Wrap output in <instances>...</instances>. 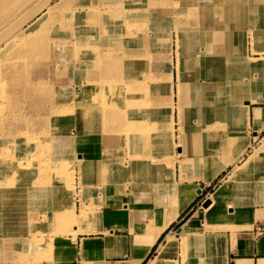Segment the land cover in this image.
Here are the masks:
<instances>
[{"label":"crops","instance_id":"obj_1","mask_svg":"<svg viewBox=\"0 0 264 264\" xmlns=\"http://www.w3.org/2000/svg\"><path fill=\"white\" fill-rule=\"evenodd\" d=\"M226 14L228 18L214 22L218 37L213 54L218 68L213 75L206 72L200 57L208 55L210 47L195 30H183L181 80L177 28L179 24L194 26V21L172 16L165 30L143 31L134 40L120 29L121 19L113 22V30L118 36L122 33L128 49L134 45L135 50L141 39L143 48L152 51V36L158 34L164 40L171 32L172 97L163 89L152 103L171 98L174 105L175 180L162 179L164 173L159 170L160 176L155 171L150 182L133 181L128 188L124 181L104 184L101 170L91 162L99 161L107 146L96 143L100 150L90 154L86 169L80 172L83 192L100 217L89 224L90 231L78 235L75 252L61 264H264V0H246L230 6ZM89 28L94 30L85 43L92 53L89 63L79 61L81 52L70 58L71 50L68 59L54 58L59 71L62 65L69 69V80L55 86L54 105L69 102L68 92L89 79L83 73L85 65L110 49L120 53V40L101 39L103 30L95 23ZM73 38L77 45L83 44L77 37L70 41ZM197 54L196 65L191 57ZM77 152L78 157L84 154L82 149ZM180 184L194 190L190 200L184 189L178 193ZM178 194L180 202L174 208ZM206 200L211 201L208 207Z\"/></svg>","mask_w":264,"mask_h":264},{"label":"rangeland","instance_id":"obj_2","mask_svg":"<svg viewBox=\"0 0 264 264\" xmlns=\"http://www.w3.org/2000/svg\"><path fill=\"white\" fill-rule=\"evenodd\" d=\"M25 1L26 0H4L3 2L0 1V3L2 4V8L6 7L5 3L12 2L11 7L8 8L9 13L7 14L8 16L6 17V19L10 18L14 20L11 22V25H9L8 27L10 28L15 27L16 30L21 26L24 29L28 28V26H38L49 7L58 11L56 12L55 18L53 20H56V23H60L62 27V29L60 30L58 29V31L55 33V39L53 40V43H50L52 48L50 52L48 51L49 52L48 53L46 51L45 53L41 54V57H35L36 59L34 60V63H32V65L30 66V68H33L34 66L37 65V63L41 62V65H43L42 69L31 70V72H29L27 75H25L26 72L23 73V71L22 72L16 71L14 74L15 77L20 76V74L21 75L24 74L26 77L28 76L29 79H31L32 81V85L34 86L31 87V85L29 86L27 85L25 87V85L17 86L13 84L14 78L13 77L10 78L9 76L6 77L4 75V72H2L4 71V69H2L3 66L0 64V84H2L0 85L1 87L0 115H2L1 117H3L6 120V122L10 123V121H13V123H17V125L21 124V120L24 117L23 120H25L26 123H28L29 126L28 128L30 130L31 128L33 129V127L35 128L34 130L37 129H39V131L42 130V126L45 124L46 120L47 119L52 120L50 116L53 115L52 116L53 120L57 121L59 119L54 114L69 113L68 112L69 107L72 104L78 102L76 96L78 95L88 96V93L90 91H88L87 89L88 81H86L78 84L75 88H72L71 91L68 92L69 94L68 97L70 98L72 96L69 102L54 105V99L56 94L55 86L56 84H59L65 80L66 82L69 80V76H68L69 69L67 66H63L61 64L62 66H60V68L63 69L59 71L58 66L56 67L55 65L56 59H54L53 56L54 54H56L55 56L57 58L61 57L64 59L65 58L68 59L71 55L70 54L71 52L68 51V49L70 48L69 46L77 45V43L74 42L75 41L74 38L72 39L73 41L71 42L69 41L70 40L69 38L81 36L80 42L86 43L87 40L92 36V33L94 31L93 29L89 28L90 24L94 22L95 25L98 24V26H100V28L103 30V32L101 33V39L111 40V38H114V42L120 40V53H117L116 50L110 49L104 54L98 67L96 66V64L94 65L92 64L89 67L85 66V68L83 69L84 71L83 73L90 74L95 72V75L92 77L93 80L90 81L89 84H91V82L93 83L100 82L103 85V88L111 87V88H115L114 90H116L118 86L120 87V75L117 74L119 73L123 74L129 71H135L136 69L142 71L145 70L147 67H150L148 71L155 70L159 75V77L162 79L159 91L154 88L155 90L153 93L156 94L155 95L156 97L155 98L152 97L150 105L152 108L162 109V112H164L163 109L165 108V105H167L168 102L171 103L170 98L169 101H167V103L161 102L158 105H153L152 102L154 101V99L155 102L158 101L157 98L159 97L157 96L161 90L164 89L165 91H167L165 87L166 86L165 70L168 69L169 66L173 67V61L171 58V53L173 50L172 38L170 40V43L168 41L170 47L167 44V40L171 37V32L170 31L167 32V36L164 40H161L158 34L153 35L151 41L152 43H155V46H153L152 51L149 50L146 51V49L143 48L141 39L138 41L137 45H135V50H134V45L129 46L130 49L133 47V49L130 50L123 44L124 36L122 35V33H120V36H118L115 33V30H113L112 28L113 22L115 20H118V18L121 19L120 29H122V31H125V33L128 34V36L134 40V36L143 31L147 32L150 30H155V31L165 30L168 21L169 20L172 21V16L175 18L177 17L179 18L180 16H182L180 18L181 19L183 18L184 21L186 20L194 21L195 22L194 26H190V23H188L182 28V25L179 24L177 28V32H178L177 44H178V40L181 41V43L177 45V50L179 52L177 57L178 58L177 71H178L179 80H181L182 64H183V59L180 54L182 47L181 38L183 36V30H185L186 33L189 32L191 33L193 30H195L193 31V33L196 32L201 37L202 43L208 45L209 47L214 46V41H216L217 39L216 37H218V31L214 30V25L211 26V24H214V22L212 21L205 22V19L208 17L209 11L202 12L201 15L199 12V16H197V18L193 16L187 17L186 12L193 11L194 7L186 6L185 9L182 10L184 8V5L182 4L187 3L191 0H183V3L181 2L174 3L172 2V0H118L117 3L114 4L109 3V0H104V1L103 0H28L26 2ZM48 3L50 4V6H48V8L46 9ZM86 3L89 4L86 5ZM31 4L34 7L26 8V6L28 5L30 6ZM200 4L203 5L202 0ZM200 4H198L197 6H199ZM83 8H85L89 13H96V17L95 18L92 17L93 19L87 22L89 26L87 23H83V21L81 20V11L83 10ZM224 9L227 10L226 7H224ZM26 12H28L29 16L31 13L32 16L30 17V19L22 22L19 26L20 19L24 16ZM226 12L227 11L224 12L222 10L220 12L221 15L217 16V18L214 21L218 22L221 21V19L228 18ZM53 20H51L46 26L42 27V30L47 31L53 29L55 26V23L52 22ZM200 21H204L207 24V26L208 25L211 26V27H206L207 29L205 31L207 37L206 36L203 37L202 35L204 30H202L201 28H203V26L202 27L200 26V28L198 26V24H200ZM69 26L73 30H76L78 32L77 33L78 35L72 34L71 33L72 29H70ZM7 34H8V30L4 31L3 33L2 32L0 33V37H1L0 51L5 46L3 45L4 40H6V38H8V40L11 39L10 37L7 36ZM82 35L84 36L82 37ZM9 36H12V34H9ZM59 37L60 38L62 37V39H59ZM212 38L214 40H212ZM73 43L75 45H73ZM13 45L14 43H11L10 46H7V49H4V51L0 54V61L4 58H7L4 60L10 61V58L12 56H15V58H19L21 52L20 50L15 49ZM42 45L44 46V44ZM158 45H161L163 48L159 50ZM78 46H80V49L82 47L85 48H82V50H78V51L75 50L76 49L75 48L72 51L73 56L70 58L74 59V57H77L76 55L79 52H81L82 54L80 56L79 61L84 62L85 64L89 63V60L91 59L89 57L91 53L90 48L87 49L88 46L86 47L84 44ZM11 49H13L12 50L13 53L10 52ZM56 49L59 50V52ZM61 50H63V52H60ZM137 53L140 55H138ZM124 55L127 57V59L121 58V56L123 57ZM194 57L195 56L191 57L192 61ZM24 58L25 56L23 57V59ZM17 61L20 62L19 59H17ZM114 64L119 65V68L110 67ZM93 66L95 67L93 68ZM3 75L5 77H3ZM108 78L111 79V84H108ZM10 86L13 87L11 88ZM90 87H92V85ZM65 89L67 91L69 90V88H65ZM108 92L109 91H105L104 94L108 95ZM117 98L118 97H116V94L113 93L112 99H110L109 97H107L106 99L102 98L105 100V103L103 102L104 104H101L99 102H91L90 100L91 97H90L89 98L90 101L89 103L86 104V107H83L82 111L81 110L77 111V117H78L77 120L71 119L70 113L65 117V121L62 123V125L65 127L64 131L71 130L74 127V128H79L83 134L87 133L91 129L94 116L99 115L100 111H102L103 114L102 115V119L104 120L103 125L105 124V126H107V123L109 121L111 123H113L112 121H120V107H122V105H120V98L119 99ZM37 111L42 113L41 114L37 113ZM81 114L82 117L80 116ZM27 120L29 121L27 122ZM61 122L62 121L60 120L55 127L56 128L60 127ZM39 123L42 124L40 125ZM27 130L28 129H26L25 127V130L23 132L26 133ZM72 132L74 134H71L70 141L76 142L79 139L80 135L78 134L77 129H73ZM60 134L61 132H55L50 136L53 138L52 139L53 141L59 142L60 138L62 137L60 136ZM14 135L16 134H13L12 136ZM151 139L152 136H149V138L146 137L143 140L149 142ZM13 142L16 141L13 140ZM3 143L4 141L1 142L0 140V145H2ZM96 143L100 144L101 142L100 140H95L92 143L86 142L81 145L79 144L78 148L76 147L70 149L58 148L54 151L52 156H49V159L53 160L54 158L62 157V164L57 165L59 163L58 161L55 163V165H57V167L54 166L55 169L51 168V166L42 165L30 171V173L32 174V178L34 179L37 178L40 185L39 188H37L34 192V198H36L37 194L41 192L42 194L37 201L36 199H34V201H30L29 203L22 202L17 205L22 207L23 209L26 208L27 206L31 207V212L29 213H25L24 211H22L21 215H17L15 211H10V212L8 211V209L10 208L8 204L11 200L14 199L15 197L14 192L22 187L21 184L2 188V193L0 196V224H2L3 227L5 228H0V232H1L0 233V264H59L60 261L66 255L69 254L71 255V251L75 252L76 247L74 245L73 247L71 244H66V243L72 241L71 238L75 236V234L77 240L78 235L82 232H87L88 225L92 223V221L97 220L100 217L99 210L92 208V199L86 196V194L83 192L85 189L83 187L84 184L81 178L82 173L80 172L81 170L83 172V170H85L87 167L86 157L90 154H96L100 150V147H98ZM103 144L107 146L106 149L102 150L101 152L105 155V157H101L98 155L99 157L98 160L100 158L101 159L107 158L110 161L111 160L114 161L112 162L111 165H106L101 168H99V165H96L98 166V169L101 170V174H102L101 176L104 180V184H108V182L109 184H113V183L116 184L115 181L118 180L121 183H123L124 181V184L122 185L128 188V186H130L131 183H133V181L146 180L150 182L151 177L154 176L155 171H158L156 175L160 174L159 170L163 171L164 173V177L162 179L169 180L171 178V173L167 166H159L157 168H152L150 166L152 164L151 159L150 161L147 160V155H144L143 151L137 152V155L135 152H129L123 154L125 148H134V146L132 145V139L130 137L125 139H121L120 135L116 137H107V139L103 142ZM23 149L22 150L16 149L14 150V152L16 155L24 157L26 153L25 151L26 149L25 148ZM79 149H82L85 153V154L80 153L81 154L80 157H78L77 155L79 153L77 152ZM174 151L176 152V150ZM119 152H120V156L118 154ZM32 153H36V152L33 151ZM122 157H125L126 161L128 162L132 159H137V165L134 166V165H130L129 163L123 169H121L120 166H118V164H120V159ZM153 158L154 160H156L159 157L153 156ZM60 159L61 158H59V160ZM23 161H25L24 158ZM80 161L82 164L80 163ZM8 168L10 170H8L6 173L9 179L16 180L17 178L22 176V169L20 168L11 169L10 166ZM23 173H25L26 176V171H24ZM162 179L160 178L158 180H162ZM174 179H175V175H174ZM54 181H56V183L54 186L51 187ZM188 189L190 190V192H193L192 188L189 187ZM11 190L13 191V193L10 192ZM158 200H160V198H158ZM173 201L175 200L173 199ZM70 205L75 207L74 219L72 221H68L66 219L64 220V217L62 216L63 214H67L69 212ZM88 206H90L88 210L91 212L90 217L92 219L88 221H82L80 219V215L85 210V207ZM46 207H50V209L46 215H43V213L45 214L43 208ZM50 212L52 213L48 214ZM55 212H57L56 215H54ZM23 213H25V215H22ZM5 215L13 216V218L8 219L6 218ZM137 221L139 220L137 219ZM182 222L176 227L177 229L180 228ZM12 228H15V231H17L18 233L10 234V230ZM81 228L85 229V231H82Z\"/></svg>","mask_w":264,"mask_h":264},{"label":"bare ground","instance_id":"obj_3","mask_svg":"<svg viewBox=\"0 0 264 264\" xmlns=\"http://www.w3.org/2000/svg\"><path fill=\"white\" fill-rule=\"evenodd\" d=\"M0 1L3 2L4 0H0ZM26 1H28V0H26ZM117 1L118 0H109V3L114 4V3H117ZM202 1H203V5L200 4L201 0H191L187 3H183V0H180V1L172 0V2H174V3L175 2L176 3H178V2L183 3L182 5H184V8L182 10H184L186 6L187 7H194L193 11L186 12L187 17L193 16V17L197 18V16H199V12L201 15L202 12H205V11L208 12L209 11L208 17L205 19V22H211V21L215 22L214 20L217 18V16L221 15L220 12L222 10L227 11L226 9H224V7H226L228 9L230 6L231 7L233 5L238 6V5H243L246 3L245 2L246 0H202ZM11 4H12V2L5 3L6 7L2 8V4L0 3V33L1 32L3 33L4 31L8 30L7 36L11 38L10 40H8V38H6V40H4L3 45H5V46L1 49L0 54L4 51V49H7V46H10L11 43H14L13 47H15V49H17V50H20L21 55L19 56V58H15V56H12L10 58V61L4 60L7 58L2 59L0 61V64L3 66V68H2V66H1V68L4 69V71H2V72H4V75L6 77L7 76H9L10 78L13 77L14 80L13 79L12 80L14 81L13 84H15V85H17V86L18 85L19 86L25 85V87L27 85L28 86L31 85V87H32L34 85H32L31 79H29V77L28 76L26 77L25 75H27L29 72H31V70L42 69L43 65H41V62L37 63V65L34 66L33 68H30V66L32 65V63H34V60L36 59L35 57H41L42 53H45L46 51L50 52V50L52 49L50 43H53V40L55 39V33L58 31V29L59 30L62 29L60 23H56V20H53L55 18L56 12H58V11L52 9L51 7L48 8V6H50V4L48 3V5L46 7V9L48 8V10L45 12V15L43 16V18H42V20L38 26H28V28H25V29L21 26L15 30V27H11V28L8 27L9 25H11V22L14 19H10V18L6 19V17L8 16L7 14L9 13L8 8L11 7ZM87 4H89V3H86V5ZM198 4H200V5L197 6ZM29 7H34V6L32 4L30 6L29 5L26 6V8H29ZM89 10H90V8H89ZM262 13L263 12H261V14ZM31 16H32L31 13L29 16L28 12H26L24 14V16L20 19L19 26L22 22L30 19ZM178 16H180V15H178ZM204 16H205V14H204ZM92 17L95 18L96 13H89L85 8H83V10L81 11V20L83 21V23H87L89 20L93 19ZM51 20H53L52 22L55 23L54 28L47 30V31H43L42 27L46 26ZM205 22L200 21V24H198L199 28H200V26L201 27L203 26V28H201L202 30H204V32L202 34L203 37L206 36V31H205L207 29L206 27H211L214 25V24H211V26H209V25L207 26V24ZM70 25H71V23H70ZM69 28L72 29L70 26H69ZM23 33L25 36L23 35ZM71 33L78 35L77 34L78 32L76 30H73V29H72ZM9 34H12V36H9ZM83 36L84 35H82V37ZM77 38H79V40H80L81 36H79ZM171 38L172 37H170L167 40V44H168V41L170 43ZM59 39H62V37L61 38L59 37ZM208 39H210V38H208ZM212 40H214V39L212 38ZM82 43L87 47L85 42H82ZM180 43H181V41L178 40V44H180ZM42 44H44V46ZM73 45H75V44L73 43ZM168 46H169V44H168ZM69 47L70 48L68 49V51H70V50L73 51L75 48H76L75 50H77V51L82 50V48H85V47H82L80 49V46H78V45L69 46ZM214 47H215V41H214V46H211L209 48L210 53L208 52V55H205L203 57V56H200L197 54L193 59V62H197V64H198V61H199L198 58L200 56L203 59L205 69H207L206 72H208L209 74H212V75L214 73L215 68H218L217 65H215V60H214V58H215L214 54H213L214 53ZM12 50L13 49H11L10 52L13 53ZM57 51L59 52V50H57ZM169 51H170V48H169ZM60 52H63V50H61ZM12 53H10V54H12ZM23 55L25 56V58H24L25 60L23 59V57H24ZM138 55H140V54H138ZM103 56L104 55L97 57V59H96V61H94L95 63H93V65L96 64V66L98 67ZM53 58H55V54H54ZM121 58L127 59V57L125 55L123 57L121 56ZM17 59H19L20 62H18ZM22 59H23V61H22ZM93 60H95V59H93ZM90 65H92V63H90ZM90 65H85V66L89 67ZM94 67L95 66H93V68ZM110 67L119 68V65L114 64ZM149 68L150 67H147L145 70H142V71L136 69L135 71H129V72H126L123 74H120V73L117 74V75H120V87L118 86L116 90H114L115 88H111V87L103 88V85L100 82H98V83L91 82V84H89V82L93 80L92 77L95 75V72L90 73V74L86 73V75H89V77H88L89 79L87 80L88 86L87 85L86 86H87L88 91H90V92L88 93V96L87 95L76 96V99L78 102L72 104L69 107V111H68L70 113L71 119L77 120V118H78L77 117V111H80V110L82 111L83 107H86V104L89 103L90 100H91V102H99L101 104H104L105 100L102 98L106 99L107 97H109L110 99H112L113 93L116 94V97H118L117 99L120 98V105H122V107H120V121H112L113 123H111L109 121L107 123V126H105V124L103 125V123H104L103 122L104 120L102 119L103 114H102V111H100L99 115L94 116L91 129L85 134H83L79 128H74V127L71 130L64 131L65 127L62 125V123L65 121V117L69 113L54 114L59 119L57 121L53 120V117H52L53 115L50 116V118H52L53 121L50 119H47L45 124L42 126V130H40V131H39V129L34 130L35 129L34 127H33V129L31 128V130H30L28 128L29 127L28 123H26V121L23 120L24 117L21 120V124L17 125V123H13V121H10V123L6 122V120L3 117H1L2 115H0V131L2 132L1 142L4 141V143L2 145H0L1 146L0 147V196L2 193V188H6L9 186L18 185V184L22 185L21 188H19L18 190H16L14 192L15 197L8 204L10 207L8 209L9 212L15 211L17 213V215H21L22 211H24L25 213H29V212H31V207L27 206L26 208L23 209L22 207L17 206V205L22 203V202H28L29 203L30 201H34V199H36V201H37L41 197L42 192L37 194L36 198H34V192L37 188H39L40 185H39L37 178L36 179L32 178V174L30 173V171L32 169H34L36 167H40L42 165L51 166V168L55 169V167H57V165L62 164V157H57V158H54L53 160L49 159V156H52L56 149H58V148L59 149H65V148L70 149V148H75V147L78 148L79 144L81 145V144H84L86 142L92 143L94 140H91V137H93L94 135H100V136L102 135L103 136L102 139L94 138L95 140H100L101 143H103L107 139V137H116L119 135H120L121 139H125V138L130 137L132 139V145L134 146V148H125L124 147L125 150L123 151V154L129 153V152H135L137 155V152L143 151V154L147 155V160L150 161V159H151L152 164L150 166L152 168H157L159 166H167L168 169L170 170L171 177H172V180L174 182V180H175L174 179L175 163H176V161H175L176 160V157H175L176 154L174 155V152H173L174 136H175L174 105L172 103V99L170 98L171 103L166 102L167 105H165V108L163 109L164 112H162V109L151 107L150 102H151V99L153 97L151 94H154V93H152V91H154L155 89L159 91L162 79L159 77V75L157 74V72L155 70L148 71ZM16 71H19V72L23 71V73H25V72L26 73H25V75L22 73L23 75L20 74V76L15 77L14 74ZM4 75H3V77H5ZM1 77H2V74H1ZM172 78H173L172 67L169 66V68L165 70V82H166L165 87H166V90L169 91V94L171 97H172V90H173L172 89L173 88L172 87L173 86ZM210 79L212 80V82L214 81L213 77ZM93 84H95V85H93ZM108 84H111V79H109V78H108ZM0 85H2V84H0ZM91 85H92V87H90ZM105 91H109L108 95L104 94ZM8 94H9V92H8ZM90 97H91V99L89 100ZM7 98H8V96H7ZM1 99H3V98H1ZM192 104H193V102H192ZM37 113L41 114L42 112L37 111ZM179 114L181 115V110H180ZM3 115H4V113H3ZM80 116L82 117V114ZM211 118H212V116H211ZM60 120L62 121L61 125H60V127L56 128L55 126H56V124H58V122ZM28 121L29 120H27V122ZM39 124L41 125L42 123H39ZM24 125H25L26 129L29 130V131L27 130L28 133L23 132L25 130ZM36 127H37V125H36ZM73 129H77L78 134L80 135L79 139L76 142L70 141L71 140V134H74L72 132ZM181 130L183 131V129H181ZM55 132H61L60 136H62V137L60 138L59 142L53 141L52 140L53 138L50 136L51 134H53ZM13 134H16V135H14L16 137L12 136ZM145 136L148 138H149V136H152V139L149 142H146L143 140L146 138ZM13 140L16 142H13ZM23 148L26 149L25 150L26 153H25L24 157L15 154L14 150H16V149L22 150ZM33 151H35L36 153H32ZM118 154L120 156V152ZM131 155H133V154H131ZM88 156L86 157V159L91 158L90 155H88ZM100 156L105 157V155L103 153H101ZM153 156L154 157L158 156L159 158L154 160ZM23 158L25 161H23ZM59 158H61V159L59 160ZM127 158H128V156H127ZM141 158H143V157H141ZM81 159H82V157H81ZM58 161H59V163L57 165H55V163ZM112 162H114V161L113 160L110 161L107 158H103V159H99V161L95 160V161L91 162V165H93L95 163V165H99V168H101V167L106 166V165H111ZM80 163H81V161H80ZM129 163H130V165L135 166V165H137V159H132L128 162V161H126L125 157H122L120 159V164H118V166H120V168L123 169ZM9 166L11 169H13V168L22 169V176L17 178L16 180L9 179L8 175L6 173L8 170H10L8 168ZM80 168H81V165H80ZM24 171H26V176H25V173H23ZM55 183H56V181L53 182V185H51V187L54 186ZM24 187H26V188H24ZM182 189H184V188L180 184L178 187V193H180L182 191ZM192 191L193 192H190V190L187 188L184 189V196L186 198H188L189 200L194 195V190H192ZM10 192L13 193L12 190ZM88 200H89V198H88ZM174 200L175 201L172 202V205L174 208H177V206L180 202L179 194H178L177 198L174 197ZM71 205H72V203H71ZM71 205L69 207V212L67 214H63V216H62V217H64V220L66 219L68 221H72L74 219L75 207L71 206ZM89 208H90V206L85 207V210L81 213L80 219L82 221H88V220L92 219L90 217L91 212L88 210ZM49 209H50V207L43 208V211L45 212V214L43 213V215H46L47 212L49 211ZM25 213H23L22 215H25ZM51 213L52 212H50L48 214H51ZM56 214H57V212L54 213V215H56ZM5 216L8 219L13 218V216H9V215H5ZM59 219H60V216H59ZM0 228H5V227H3L2 224H0ZM81 230L85 231V229H82V228H81ZM88 231H89V229H88ZM14 233L16 234L18 232L15 231V228H12L10 230V234H14ZM6 234H7V232H6ZM179 236H180V234H179ZM181 237L183 239H186L187 241H190L192 239V237L190 235L189 236H186V235L182 236L181 235ZM71 239H72V241H70L66 244H71L72 246L74 245L76 247V234ZM66 256H68V255H66Z\"/></svg>","mask_w":264,"mask_h":264},{"label":"water","instance_id":"obj_4","mask_svg":"<svg viewBox=\"0 0 264 264\" xmlns=\"http://www.w3.org/2000/svg\"><path fill=\"white\" fill-rule=\"evenodd\" d=\"M198 193H202V190L200 189V190L198 191ZM210 204H211V201H210V200H206V201L204 202V206H205V207H208Z\"/></svg>","mask_w":264,"mask_h":264},{"label":"trees","instance_id":"obj_5","mask_svg":"<svg viewBox=\"0 0 264 264\" xmlns=\"http://www.w3.org/2000/svg\"><path fill=\"white\" fill-rule=\"evenodd\" d=\"M151 256V255H150ZM147 262V261H146Z\"/></svg>","mask_w":264,"mask_h":264}]
</instances>
